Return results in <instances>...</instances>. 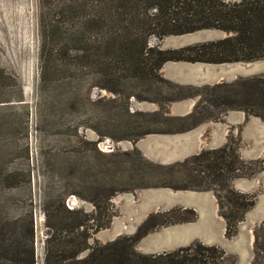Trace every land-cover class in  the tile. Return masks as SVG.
I'll return each mask as SVG.
<instances>
[{
	"label": "rangeland",
	"instance_id": "374dc122",
	"mask_svg": "<svg viewBox=\"0 0 264 264\" xmlns=\"http://www.w3.org/2000/svg\"><path fill=\"white\" fill-rule=\"evenodd\" d=\"M41 9L40 0H0V69L10 76L0 78V227L11 231L14 221L32 215L36 260L44 264L49 197L91 213V200L113 194L110 203L101 202L102 211L110 204L112 214L109 227L94 235L101 244L133 237L153 215L150 226L155 228L135 245L142 255H158L142 243L163 234L168 243L191 238L167 253L198 243L224 252L217 264H264V251L255 259L257 235L259 244L264 242V121L215 105L210 92L218 84L264 75V60L195 63L188 70L184 67L190 63L169 62L160 77L129 81L117 96L95 86L100 78L85 68L75 78L57 73L42 87ZM225 37L222 31L203 30L159 43L152 38L151 44L178 50ZM76 86L79 96L72 95ZM130 93L142 100L128 99ZM164 98L180 99L165 104ZM162 129L172 133L133 140L137 133ZM226 144L240 163L238 177L230 182L232 190L254 199L231 238L214 191L145 187L151 177L163 174L149 162L166 167ZM190 145L193 152H187ZM150 194L158 199L151 200ZM199 195L203 200L196 201Z\"/></svg>",
	"mask_w": 264,
	"mask_h": 264
},
{
	"label": "trees",
	"instance_id": "16d2710c",
	"mask_svg": "<svg viewBox=\"0 0 264 264\" xmlns=\"http://www.w3.org/2000/svg\"><path fill=\"white\" fill-rule=\"evenodd\" d=\"M40 1L42 87L54 80L57 73L72 74L75 78L76 74H83L85 68L92 76L100 78L95 86L117 96L129 81L160 77L162 67L169 62L223 65L264 60V0ZM203 30L222 31L227 37L178 50H161L159 44H151L152 38L159 43L169 36ZM0 70V78H10L5 70ZM210 92L211 97L217 99L215 105L244 111L264 121V75L218 84ZM78 94L76 86L72 95ZM132 96L142 100L135 93H130L128 99ZM179 99L164 98V103ZM151 133L172 131L146 130L137 133L133 140ZM232 151L226 144L166 167L149 162L163 174L151 177L145 187L214 191L220 215L227 224L226 236L231 238L238 222L254 205L252 196L236 193L230 186L240 170ZM112 196L91 200L95 206L91 213L69 209L65 199L49 197L51 207L44 209L49 233L44 264H217V260L223 258L222 250L198 243L171 253L140 254L135 245L155 228L150 226L153 215L133 237H120L106 244L97 242L94 235L108 228L112 219L111 205L107 211H102L101 202L110 203ZM35 241L32 215L22 222L14 221L11 231L0 227V264H37ZM255 249V259L260 260L264 242L259 244V235Z\"/></svg>",
	"mask_w": 264,
	"mask_h": 264
},
{
	"label": "water",
	"instance_id": "95a60500",
	"mask_svg": "<svg viewBox=\"0 0 264 264\" xmlns=\"http://www.w3.org/2000/svg\"><path fill=\"white\" fill-rule=\"evenodd\" d=\"M190 65H192V63L185 65L184 69L188 70ZM225 65V64H223ZM189 66V67H187ZM195 150V147H193V145H190L189 147H187V152H193ZM150 199L151 200H157L158 196H153L152 194H150ZM187 197H191V196H187ZM194 199L196 201H201L203 200V197H201V195H199V197H194ZM167 205V203H166ZM166 207V206H165ZM175 229V228H174ZM185 228H179L177 233H180V235H183V230ZM176 233V234H177ZM173 234V233H172ZM187 240V241H185ZM191 241V238H183L181 242H170L168 243L164 237L163 234L161 235H156L155 237H149L146 240H144V242L142 243V246H148L153 252L154 254H162V253H167L170 251H173L175 249H177L178 247L184 245V244H188V242Z\"/></svg>",
	"mask_w": 264,
	"mask_h": 264
}]
</instances>
